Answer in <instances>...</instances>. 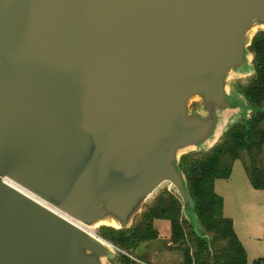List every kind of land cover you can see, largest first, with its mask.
Instances as JSON below:
<instances>
[{
  "label": "water",
  "instance_id": "obj_1",
  "mask_svg": "<svg viewBox=\"0 0 264 264\" xmlns=\"http://www.w3.org/2000/svg\"><path fill=\"white\" fill-rule=\"evenodd\" d=\"M257 29L264 0H0V264H107L74 223L129 230L165 183L192 227L180 160L252 113Z\"/></svg>",
  "mask_w": 264,
  "mask_h": 264
},
{
  "label": "trees",
  "instance_id": "obj_2",
  "mask_svg": "<svg viewBox=\"0 0 264 264\" xmlns=\"http://www.w3.org/2000/svg\"><path fill=\"white\" fill-rule=\"evenodd\" d=\"M249 51L253 54L254 76L235 90L252 109L249 119L227 127L221 141L209 152L188 154L180 160L199 231L183 218L179 197L164 191L129 230L100 229L102 239L125 253L114 264H136L128 256L141 244L160 239H166L170 249L180 254L182 264H248L232 220L223 216L224 201L214 186L218 180H228L233 163L241 160L253 190L264 191V32L255 35ZM252 264H264V257Z\"/></svg>",
  "mask_w": 264,
  "mask_h": 264
},
{
  "label": "rangeland",
  "instance_id": "obj_3",
  "mask_svg": "<svg viewBox=\"0 0 264 264\" xmlns=\"http://www.w3.org/2000/svg\"><path fill=\"white\" fill-rule=\"evenodd\" d=\"M260 32H264V29H257L256 34ZM253 76L254 73L249 77L230 81V91L236 93V87L245 85ZM198 105V101L193 102L190 105V110H197ZM250 115L251 113L249 114V117ZM249 117L243 118L238 115L234 116L227 127H229L233 123L240 122L241 120H247L249 119ZM262 129L264 130V124ZM221 138L218 140L217 144L221 141ZM164 191L171 192L178 196L176 190L173 187H170L168 183L163 184L147 200L146 204L143 206L142 211L135 217L133 225L135 224L136 219L144 212V209L149 206L160 193ZM214 191L224 201L223 216L233 221L234 230L237 232V235L239 237L238 239L241 241L246 252L248 264H252L257 259L263 258L264 192H254L245 173L243 162L241 160H237L233 163L231 176L228 180H218L215 182ZM190 215L191 216H189L188 218L189 223L195 230L199 231V224L193 210ZM183 218L185 219L184 215ZM100 229L101 228L89 230L92 235L102 239L100 236ZM107 243L111 246L113 252V257L107 261V264H114V260L119 255H125V253L120 251L109 242ZM170 248L171 247L169 244H167L166 239H160L157 241L141 244L137 251L132 256L128 257L136 264H182V258L180 254L176 251L171 250Z\"/></svg>",
  "mask_w": 264,
  "mask_h": 264
},
{
  "label": "bare ground",
  "instance_id": "obj_4",
  "mask_svg": "<svg viewBox=\"0 0 264 264\" xmlns=\"http://www.w3.org/2000/svg\"><path fill=\"white\" fill-rule=\"evenodd\" d=\"M169 186L170 187H172L170 184H169ZM13 187H15V186H13ZM15 188H17V187H15ZM18 190H20L19 188H17ZM20 191H22V190H20ZM22 193H24V194H26L25 192H23L22 191ZM26 195H28V194H26ZM29 197H31L30 195H28ZM32 199H34L33 197H31ZM43 204V203H42ZM66 218V217H65ZM69 220V219H68ZM72 223H74V222H72ZM76 226H78L79 228H81L82 230H85L86 232H88V233H90V230L89 229H87L86 227H84V226H82V225H80V224H78V223H74ZM89 230V231H88ZM92 234V233H91Z\"/></svg>",
  "mask_w": 264,
  "mask_h": 264
},
{
  "label": "crops",
  "instance_id": "obj_5",
  "mask_svg": "<svg viewBox=\"0 0 264 264\" xmlns=\"http://www.w3.org/2000/svg\"><path fill=\"white\" fill-rule=\"evenodd\" d=\"M254 192H258V191H255L254 190ZM264 192V191H263ZM258 193H261V192H258ZM233 222V221H232ZM233 226H234V223H233ZM235 231V230H234ZM235 233H236V235H237V232L235 231ZM237 237H238V235H237ZM239 238V237H238ZM240 241V240H239ZM240 243H241V241H240ZM242 244V243H241ZM243 246V245H242ZM244 248V247H243Z\"/></svg>",
  "mask_w": 264,
  "mask_h": 264
}]
</instances>
